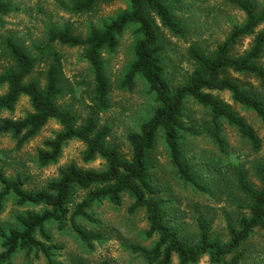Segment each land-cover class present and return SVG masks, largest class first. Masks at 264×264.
Instances as JSON below:
<instances>
[{"label":"trees","instance_id":"trees-1","mask_svg":"<svg viewBox=\"0 0 264 264\" xmlns=\"http://www.w3.org/2000/svg\"><path fill=\"white\" fill-rule=\"evenodd\" d=\"M116 1L70 0L68 5L63 6L71 13L84 15L94 12L100 4ZM124 1L129 10L101 28L93 27L86 37L76 35L70 26L51 29L47 41L34 46L37 56L30 54L13 37H0V49L12 64L0 75V87H7V93L0 96V114L14 112L22 98H28L32 108V112L24 118L1 120L0 134L11 135L17 149L21 150L45 126L55 121L61 131L47 140L45 149L39 151L41 167L57 163L64 147L71 141H79L86 146L83 155L85 163L101 159L106 165L101 171L69 165L60 170L57 179L38 191L27 190V180L20 173L8 177L0 168V214L10 196L15 198L18 206L42 210L17 216L15 228H0V264H14L20 252L25 253L28 259L44 258L49 264H60L54 259L60 247L53 242L47 225L56 223L60 231L67 228L77 191H88V194L76 204L70 225L90 249L94 248L95 243L102 242L104 236L84 229L78 220L87 218L96 222L88 214L96 203L108 201L120 207L123 197L129 195L134 200L132 212L138 209L146 211L150 224L147 235L149 238L157 237L158 241L152 248L134 246L132 250L148 264H173L175 257L179 264H197L205 256L209 257L210 264H240L247 254L246 244L258 230H264V166L255 169L260 189L250 183L244 169L234 168L232 171L237 188L251 204L248 207L249 216L240 218L236 224L229 220V240L224 242L214 238L212 221L200 216L197 219L200 234L195 244L186 243L179 226L173 227L167 221L168 214L164 209L167 202L158 198L162 190L153 184L150 166V154L157 148L159 135H162L179 178L197 191L210 194L209 187L197 179L193 166L184 156L183 134L200 136L207 133L225 151L223 121L236 129L255 153L262 150L263 143L255 129L215 93H229L235 104L252 111L264 123V92L258 88L242 87L231 77L236 74L253 78L264 89V7H260L256 0H225L244 14V23L235 25L225 41L211 53L196 45L191 46L188 55L194 69L186 83L174 88L167 78L163 59L166 47L162 44L156 20L177 38L187 36L186 27L165 0ZM11 5L10 0H0V25L3 18L13 12ZM130 26L137 27L135 33L140 39L135 45V61L127 73L125 85L132 90L136 78L142 77L157 107L138 132L129 134L127 140L131 154L127 158L118 147L108 143L112 128L109 125L101 126L99 119L110 108V83L103 55L117 51L120 37ZM248 38H252L251 46L238 53L242 41ZM58 46L83 49L84 58L94 75V99L84 121L71 109L59 104L66 88L63 84L64 56ZM41 63L47 64L44 82L33 78ZM189 100H194L211 114V121L204 125V131L185 121L186 103Z\"/></svg>","mask_w":264,"mask_h":264},{"label":"rangeland","instance_id":"rangeland-1","mask_svg":"<svg viewBox=\"0 0 264 264\" xmlns=\"http://www.w3.org/2000/svg\"><path fill=\"white\" fill-rule=\"evenodd\" d=\"M165 1L187 29L185 38H177L156 20L160 28L162 44L166 47L163 59L167 78L175 88L186 83L194 69V64L188 55L189 48L196 45L208 53L213 52L225 41L235 25L244 23L245 16L225 0ZM10 2L13 12L3 18L0 37H13L34 56L38 55L34 46L46 42L51 29L70 26L76 35L86 37L93 27L101 28L122 12L129 10L124 0L100 4L94 12L84 15L71 13L64 8L63 5H68L70 0H10ZM256 2L260 7H264V0H256ZM136 30V26L128 27L120 37L117 51L105 52L103 55L110 83V108L100 116L99 123L101 126L109 125L112 128L108 143L118 147L127 158L131 154L127 140L129 134L138 132L157 107L155 98L142 77L136 78L132 90L125 85L127 73L135 61V45L140 39L135 33ZM251 42L252 38L242 41L238 53L249 49ZM58 50L64 56L63 84L66 88L59 104L71 109L81 121H84L94 99V75L84 58L83 49L58 46ZM262 64L264 65V59ZM11 65L10 60L0 49V75ZM46 68L47 64L41 63L33 78L44 82ZM231 77L242 87L258 88L264 92L253 78L236 74H232ZM6 93L7 87H0V96ZM215 95L246 119L261 138L263 148L255 153L237 130L223 121L221 126L222 136L226 142L225 151H222L207 133L200 136L183 134L184 156L193 166L197 179L209 187L210 194H203L179 178L164 138L159 135L157 148L150 154L152 181L162 190L158 198L167 202L164 206L168 214L167 221L173 227L179 226L181 237L188 244H195L198 241L200 231L197 219L200 216L212 221L213 237L220 238L224 242L229 240L227 230L229 220L236 224L240 218L249 216L248 207L251 203L237 188L232 172L234 168L247 171L250 183L256 189L261 188L255 169L264 166V123L252 111L235 104L229 93H215ZM30 112L32 108L29 99L22 98L14 112L5 111L0 114V121L21 119ZM185 121L188 125L204 131V125L211 121V114L194 100H189L186 103ZM60 131V125L52 121L21 150L17 149L16 141L11 135L0 134V168L4 169L8 177H15L20 173L27 180L25 188L29 191L45 188L50 181L59 177L62 168L72 164L84 170L101 171L106 168L105 162L101 159L85 163L83 155L86 146L79 141L67 143L57 163L41 167L38 162L39 151L44 150V143L54 138ZM87 194L88 191L76 192L71 205L70 223L64 231H60L56 223L47 225V231L53 242L60 247L55 254V261L60 264H104L105 262L148 264L132 248L134 246L152 248L158 238L148 237L150 231L148 215L143 209L131 211L134 200L129 195L123 197L120 207L108 201L96 203L88 211L96 222L87 218L78 220L84 229L101 233L104 236L102 242L95 243L94 248L90 249L78 238L71 228L70 218L76 204L83 201ZM41 211L40 208L31 206H18L15 198L10 196L0 214V228L6 230L15 228L17 216ZM245 248L247 254L240 264H264V230H258ZM14 264L49 263L44 258L28 259L25 253L20 252ZM173 264H179L177 257L174 258ZM197 264H210V259L206 256L202 257Z\"/></svg>","mask_w":264,"mask_h":264}]
</instances>
